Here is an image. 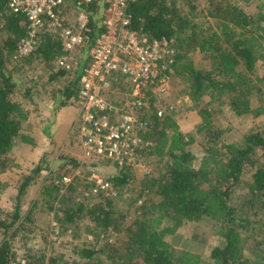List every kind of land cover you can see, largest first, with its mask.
<instances>
[{
    "label": "rangeland",
    "instance_id": "374dc122",
    "mask_svg": "<svg viewBox=\"0 0 264 264\" xmlns=\"http://www.w3.org/2000/svg\"><path fill=\"white\" fill-rule=\"evenodd\" d=\"M174 1L187 13V4L190 2L195 7L198 16L196 19L201 22L211 20L207 16L208 0ZM236 1L248 13L264 12L263 0ZM64 12L68 19L73 20L75 10L72 5L67 4ZM246 32L254 38L257 58L255 70L250 74L239 66L246 83L242 88L247 89V86L252 85V91L248 93V112L235 114L226 92H222L219 97H213L207 91L199 98L192 99V81L188 75L177 73L173 77L171 100L179 99L180 103L173 111L167 113V118L159 119L157 128L167 125L169 139L176 136V131L181 135L186 147L194 154V158L189 162L194 168L200 167L204 161L202 157L208 153L223 158V150L220 148L222 144H239L244 134L264 129V112L255 113L259 101L257 91L254 90L256 88L264 92V30L250 29ZM5 36L0 21V45ZM182 53L205 75L210 76L217 72L209 54L192 48ZM86 55L87 53H83L78 47L73 53V58L82 61ZM22 57L16 53L7 56V66L12 70L15 81L31 87L35 82L36 93L32 92V95L38 99L43 96L41 101L44 105H50L52 98H55V105L60 104L59 102L64 100L61 91L69 80L75 78L77 68L71 67L66 69V72L63 71V74L50 78L60 71L56 58L44 63L34 56ZM46 97L51 98L46 100ZM14 98L25 102L26 98L19 87L14 93ZM65 102V105H71V109L76 113L71 123L73 131L68 134L70 139H65L63 131L59 141L64 144L67 140L73 149L64 154L59 150L60 144H55L49 136V144L53 143L54 147H58L52 151L46 149L43 153L32 154L29 149L32 137L20 133L9 152L14 165L0 172V245L3 240H9L14 253L11 264H19L18 258L21 257L36 264H47L51 257H56L65 264H113L109 256L114 257L119 254V250L125 248L129 230L135 229L138 221L143 218L142 214L155 209L159 199L154 193V187L150 188L151 180L164 176L171 159L162 152L157 153L153 148L151 151L139 152L138 164L128 169L127 182L118 185V196L111 200L110 206L113 222L106 228L95 227L86 218L82 209L93 202L85 200L82 196L91 184L90 172L95 171L109 179L117 168L106 160L90 161L82 158L78 148V99L70 97ZM55 105L52 111H56L60 106L55 108ZM146 120L153 123L151 118V121L148 117ZM215 133H218L216 138ZM153 137L148 138L155 142ZM22 144L26 146L23 147ZM72 160L76 164H73ZM205 161L208 162L206 166H209L212 159L209 156ZM262 164L260 152L249 156L241 180L235 185L230 200V204L237 209L236 217L247 218L246 223L236 226L237 252L242 258L249 260L250 264H264V197L251 193L250 189L251 174ZM67 165L72 166L76 173L74 185L64 190L65 192H59L56 187L59 189V177ZM26 176L31 177V180L18 196L20 185ZM245 198H250V202L246 204ZM79 205L82 206L81 211L77 210ZM15 213L17 218L14 217ZM162 226L167 230L163 234V240L173 252L191 250L200 254L204 261L210 260V252L214 246L225 244V230L219 222L207 217L187 221L166 216ZM80 249L94 250V253L90 257H84ZM132 262L136 263L135 260Z\"/></svg>",
    "mask_w": 264,
    "mask_h": 264
},
{
    "label": "trees",
    "instance_id": "16d2710c",
    "mask_svg": "<svg viewBox=\"0 0 264 264\" xmlns=\"http://www.w3.org/2000/svg\"><path fill=\"white\" fill-rule=\"evenodd\" d=\"M207 16L211 20L201 22L196 19L195 7L188 2L187 12L174 0H136L128 7L132 17V26L151 37H173L178 49L179 62L176 66L177 73H186L192 81L190 96L197 99L207 91L213 97H219L226 92L229 103L235 114L240 115L249 111V95L252 91L250 84L247 89L242 88L245 83L244 74L239 66L248 74L255 70L256 49L254 38L247 34V30H264V12L251 14L246 12L236 0H208ZM264 3V0H263ZM72 5V0H69ZM104 3L101 0L91 2L86 7L89 16L91 33L88 40L80 47L86 52L93 36L101 29V9ZM67 6V5H66ZM73 6V5H72ZM0 21L6 34L0 45V172L13 166L9 152L14 140L20 135L22 121L26 120L27 114L19 99L14 98L16 89L23 95H32V87L18 84L7 66V56L14 55L19 40L25 35L26 22L22 15L11 12L7 6V0H0ZM41 41L36 49L24 57L34 56L44 63L55 59L61 52L62 46L59 38L48 30L40 34ZM196 49L199 52L209 54L212 58L216 73L205 75L202 70L196 68L191 60L182 53L186 49ZM50 78L57 74H63L66 69L60 67ZM78 75L68 81L61 91L64 99L57 106L65 105L70 97L77 98ZM119 84V83H118ZM254 87V86H253ZM123 85H119L122 89ZM258 97L259 105L255 113L264 112V92L254 88ZM34 91V90H33ZM152 109L148 110V129L142 133L144 138L149 139L151 144L143 147L141 151L155 148L157 153H164L171 159L165 170L164 176H157L151 180L150 188L154 187V193L159 196L155 209L146 214L138 221L134 230H129V239L125 248L119 250L116 256H109L113 264H129L136 261L137 264H250L249 260L242 258L237 252L236 226L247 222V218L236 217L237 209L230 204L235 185L241 180L249 156L260 152L263 164L251 174V193L264 197V129L261 131L244 134L239 144L230 142L220 146L223 150V158L215 154L202 157V164L198 168L189 165L194 158L181 135L176 131L175 137L168 138L166 126L157 128L159 119ZM167 118V113L163 116ZM162 117V119H164ZM146 118V117H145ZM218 137L215 133L214 138ZM168 140H171L168 142ZM212 149V148H210ZM212 159L209 166L206 158ZM212 156V158H211ZM66 157V156H64ZM73 164H76L72 160ZM128 168L117 170L110 177L114 187L127 182ZM31 177L26 176L21 183L18 196L23 192ZM74 181L65 190L72 187ZM145 185V184H144ZM59 186V185H58ZM57 190L60 191L56 187ZM65 192V191H63ZM119 192V189H118ZM118 196V193H117ZM87 201H92L82 209L79 205L77 210L85 212L86 218L95 227L106 228L113 222L111 200L101 194L82 196ZM114 199V198H113ZM246 204L250 198H245ZM143 205V204H142ZM17 208V207H16ZM15 213L14 217L17 218ZM166 216L197 221L202 217L210 218L219 222L225 230V244L214 246L210 252V260L204 261L200 254L191 250L173 252L163 240L165 228L162 222ZM167 231V230H166ZM82 256L90 257L94 250L80 249ZM13 251L9 240H3L0 245V264H11ZM134 257V258H132ZM30 263H35L28 260ZM135 263V264H136ZM42 264V263H41ZM47 264H65L56 257H51Z\"/></svg>",
    "mask_w": 264,
    "mask_h": 264
},
{
    "label": "built area",
    "instance_id": "2783aa9c",
    "mask_svg": "<svg viewBox=\"0 0 264 264\" xmlns=\"http://www.w3.org/2000/svg\"><path fill=\"white\" fill-rule=\"evenodd\" d=\"M68 1L7 0L8 9L22 15L26 22V33L18 42L16 54L33 52L44 29L56 35L62 46L57 66L77 68L78 143L82 158L109 161L116 170L130 168L138 164L140 150L151 144L142 135L149 127L148 110L162 118L180 103L179 99L171 100L179 62L175 39L151 37L134 28L128 7L136 0H101V29L93 36L85 60H76L73 53L92 31L86 7L98 0H72L73 20L64 12ZM75 174L72 166L64 168L58 182L61 192ZM89 179L91 184L83 195L117 197L118 189L110 179L95 171L90 172ZM54 231L57 233V228ZM18 262L32 264L24 257Z\"/></svg>",
    "mask_w": 264,
    "mask_h": 264
},
{
    "label": "crops",
    "instance_id": "0c3cea01",
    "mask_svg": "<svg viewBox=\"0 0 264 264\" xmlns=\"http://www.w3.org/2000/svg\"><path fill=\"white\" fill-rule=\"evenodd\" d=\"M31 85H33L32 92L35 94L37 84L33 82ZM30 97L31 99H29ZM42 97L43 96H41V98ZM41 98L38 99L36 96L30 95L29 97H26L25 102L22 103L26 111L27 118L21 123L20 133H24L32 137L30 142L32 145H30L29 148L32 154L43 153L46 149L47 151H52V149L57 148L58 145L54 147L53 143H50L51 145L49 144L50 138H52L55 144H60L59 150L66 154L73 149V146L68 144L67 140L70 139L68 134L71 130L73 131L71 123L75 118L76 112L71 109V105H61L56 109V111H52V108L56 103L55 98L50 100L52 101L50 105L48 103L44 105ZM49 98L46 97L45 99L47 100ZM63 131L65 132V139H67L64 144L59 141V137L62 135ZM22 146L24 147L26 144H22ZM78 148L81 150L79 146Z\"/></svg>",
    "mask_w": 264,
    "mask_h": 264
}]
</instances>
